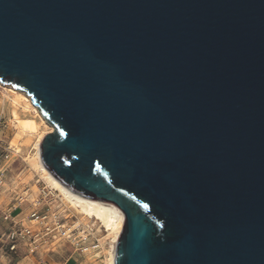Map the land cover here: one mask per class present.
<instances>
[{
  "label": "water",
  "instance_id": "obj_1",
  "mask_svg": "<svg viewBox=\"0 0 264 264\" xmlns=\"http://www.w3.org/2000/svg\"><path fill=\"white\" fill-rule=\"evenodd\" d=\"M0 82L114 264H264V0H0Z\"/></svg>",
  "mask_w": 264,
  "mask_h": 264
},
{
  "label": "rangeland",
  "instance_id": "obj_2",
  "mask_svg": "<svg viewBox=\"0 0 264 264\" xmlns=\"http://www.w3.org/2000/svg\"><path fill=\"white\" fill-rule=\"evenodd\" d=\"M2 90L3 88L0 87V97ZM2 101L0 102V179L2 180L0 200L6 203L5 206H0V210L11 211L13 206H16V211L18 210L15 211L18 214L16 219L23 217L29 219L28 215L35 209L33 205L37 204L38 199L40 200V190L44 187L46 196L36 209L40 208L39 213L46 214L47 218L42 226L34 222L28 224H32L35 229L43 226L55 229L36 243L38 261L63 264L67 257L73 254L72 259L77 263L108 264V241L111 237L102 223L92 225L88 216L70 206L58 190L51 188L45 182L35 159L30 160L29 163L25 161L29 156L35 157L36 134L44 137L50 124L46 120L43 123L31 108H23V110L19 108L20 117H32L37 123L36 134L20 135L10 111L8 98ZM15 146L20 151L15 152ZM19 188L25 189L26 192L33 191L34 196L25 197L26 200L21 199L19 196L22 195V191H19ZM9 198H13L12 201H9ZM1 234L0 246L9 250ZM69 264L72 262L70 261Z\"/></svg>",
  "mask_w": 264,
  "mask_h": 264
},
{
  "label": "bare ground",
  "instance_id": "obj_3",
  "mask_svg": "<svg viewBox=\"0 0 264 264\" xmlns=\"http://www.w3.org/2000/svg\"><path fill=\"white\" fill-rule=\"evenodd\" d=\"M0 87L2 90V97H0V102L8 98L10 111L13 116V120L16 122V126L18 129V134L20 135H31L33 133L36 134L37 123L32 117H20L18 115L19 108L23 110V108H31L32 111L40 118V120L44 123L45 118L39 112L38 108L32 104L30 97L25 93L24 90L13 87L10 84H3L0 82ZM3 102V101H2ZM49 126V130L47 133L51 132L53 127ZM37 140L35 143V157H28L25 161H29L35 159L38 167L40 169V175L45 180V182L51 187L55 188L60 192L63 198L70 204V206L74 207L79 213H82L88 216L92 225H96L97 223H102V226L105 227L106 231L110 234V240L108 241L109 249H108V264H114L115 250L117 246V241L121 230L124 225L125 215L124 213L118 209L117 207L99 200L95 198H91L85 195L78 194L62 184L57 178H55L51 172L45 167L41 158V142L42 135L36 134ZM14 145V144H13ZM15 146V152H18L19 149ZM20 151V150H19ZM2 180L0 179V185ZM15 186V185H14ZM26 188V187H25ZM20 190V189H19ZM22 195L26 197L34 196L33 191L26 192L25 189L22 190ZM14 207V206H13ZM60 228V227H59ZM61 231V230H60Z\"/></svg>",
  "mask_w": 264,
  "mask_h": 264
},
{
  "label": "built area",
  "instance_id": "obj_4",
  "mask_svg": "<svg viewBox=\"0 0 264 264\" xmlns=\"http://www.w3.org/2000/svg\"><path fill=\"white\" fill-rule=\"evenodd\" d=\"M43 187L40 190L41 198L38 199L37 204L33 205V209L29 217V222H34L39 225H43L44 220L47 218L46 214H40L39 209H36L40 205L41 200L46 196V192ZM17 207L14 206L11 211L0 210V220L7 223V227L1 234L4 237V243L10 251H16L20 244L27 245L32 247L33 250L36 248V243L43 238L45 235L52 232L55 228L49 226H43L42 229L33 228L32 224H23L21 219H16L17 215L15 213ZM58 227V226H57ZM89 231H92L91 228H88ZM99 242V240H97ZM38 264H53L44 260L38 261Z\"/></svg>",
  "mask_w": 264,
  "mask_h": 264
},
{
  "label": "crops",
  "instance_id": "obj_5",
  "mask_svg": "<svg viewBox=\"0 0 264 264\" xmlns=\"http://www.w3.org/2000/svg\"><path fill=\"white\" fill-rule=\"evenodd\" d=\"M21 188H19L20 189L19 191L23 190V189L21 190ZM19 197L23 200H26V198H28V197L21 195V194ZM9 199H10L9 201H12L13 198H9ZM5 203L6 202L3 203V200H0V206L1 207L3 205L5 206ZM19 215H21V214H19ZM21 220H22L23 224L30 223L26 217L25 218L23 217ZM26 221H27V223H26ZM6 227H7V224L0 220V234L3 233V231L5 230ZM2 229H3V231H2ZM38 229H42V227H39ZM36 248H35V250H33L32 247H29V246L24 245V244H20L16 251L10 252L6 248L3 249V246H0V264H38V256H37L38 252H36ZM34 251L36 253H33ZM72 255L73 254H70L67 257V259L64 261L63 264H69L70 261L72 262V264H82V263H77V261H74V259H72Z\"/></svg>",
  "mask_w": 264,
  "mask_h": 264
}]
</instances>
